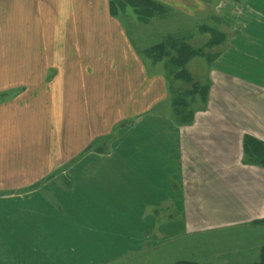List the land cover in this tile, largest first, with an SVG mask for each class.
Instances as JSON below:
<instances>
[{"label": "crops", "instance_id": "1", "mask_svg": "<svg viewBox=\"0 0 264 264\" xmlns=\"http://www.w3.org/2000/svg\"><path fill=\"white\" fill-rule=\"evenodd\" d=\"M227 4L181 125L109 0H0V264L260 262L264 168L243 139L264 144V0ZM63 105L81 110L66 128Z\"/></svg>", "mask_w": 264, "mask_h": 264}, {"label": "trees", "instance_id": "2", "mask_svg": "<svg viewBox=\"0 0 264 264\" xmlns=\"http://www.w3.org/2000/svg\"><path fill=\"white\" fill-rule=\"evenodd\" d=\"M126 8L131 9L136 21L141 24H148L151 19L163 18L171 13L170 9L155 0H109V13L113 17L119 18L118 15ZM204 29L212 35L211 40L204 44L205 48L218 45L221 40L223 41L224 36L220 32L209 27ZM189 39L190 35L185 32L171 34L164 36L160 42L153 46L143 50L137 49V53L152 64L163 63L167 81L189 85V88L185 90L182 88V90L174 91L170 88L172 114L181 125L192 123L194 114L192 106L196 101L205 105L209 89L207 84L201 85L193 80L186 70V65L193 58L203 57L209 63L214 58L210 54H205V49L191 46L188 43ZM243 161L246 164L264 168V144L250 137H244ZM258 264H264V247L261 249Z\"/></svg>", "mask_w": 264, "mask_h": 264}, {"label": "rangeland", "instance_id": "3", "mask_svg": "<svg viewBox=\"0 0 264 264\" xmlns=\"http://www.w3.org/2000/svg\"><path fill=\"white\" fill-rule=\"evenodd\" d=\"M231 1H239V0H202L203 3L208 4V6L204 9L201 14H203L202 17H198L197 19H190L187 17H183L181 14H178L177 11L171 10L170 15L163 17V18H155L151 19V21L148 24H141L136 21V17L133 15L131 12V9L126 8L124 12H121L118 16L121 21H123V26L125 27V31L127 34H129L130 38L132 39V44L137 46V49L143 50L145 48H148L150 46H153L154 44L160 42L162 38L166 35H171V34H178L185 32L190 35V39L188 43L193 46V47H198L205 49L204 52L205 54H210L212 53V50L219 49L221 44H223V41L221 40L220 44L218 45H212L210 48H205L204 44L211 40L212 35L207 32L204 28L209 27L210 29L215 30L216 32L222 33V31H227L225 24L222 23L219 19V16L225 15V13L230 12L232 9L228 7V2ZM212 6H218L215 10L210 12V9ZM235 8V6H234ZM233 8V9H234ZM236 8L233 10L235 12ZM204 27V28H203ZM224 36V35H223ZM134 45V46H135ZM204 47V48H203ZM138 51V50H137ZM138 54V53H137ZM139 55V54H138ZM140 56V55H139ZM203 59L202 61H199L193 66L192 63L194 61H197L196 59ZM145 62H150L149 60L143 58ZM204 61L208 64L209 62L203 58V57H197L193 58L187 65H186V70L189 72L193 80L199 82L201 85L208 84V81L206 77L203 75V73L200 71V67L202 64H204ZM151 63V62H150ZM152 64V63H151ZM158 66L161 68L165 78H166V73L163 69V63L161 64H152ZM167 80V79H166ZM169 84V91L170 88L172 90H183L189 88V85H185L181 82H173L172 83L167 81ZM171 86V87H170ZM170 94V93H169ZM170 96V101H169V110L170 113H172V107H171V95ZM62 111L63 113H60L59 111V116L61 118L58 119L59 126H63L66 128V124L69 122L67 120V116H70L71 113L74 115L77 114L78 117L80 116L81 110H78L75 107L70 106L68 108V112H66L65 105L62 106ZM199 108V102L196 101L194 102V105L192 106V109H197ZM77 109V111H76ZM63 116L65 118H63ZM78 122H80L78 120Z\"/></svg>", "mask_w": 264, "mask_h": 264}]
</instances>
